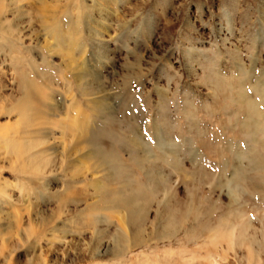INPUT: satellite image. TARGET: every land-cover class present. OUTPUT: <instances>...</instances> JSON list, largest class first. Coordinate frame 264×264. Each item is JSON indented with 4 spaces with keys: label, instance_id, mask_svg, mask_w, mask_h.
<instances>
[{
    "label": "rangeland",
    "instance_id": "374dc122",
    "mask_svg": "<svg viewBox=\"0 0 264 264\" xmlns=\"http://www.w3.org/2000/svg\"><path fill=\"white\" fill-rule=\"evenodd\" d=\"M0 264H264V0H0Z\"/></svg>",
    "mask_w": 264,
    "mask_h": 264
},
{
    "label": "bare ground",
    "instance_id": "6f19581e",
    "mask_svg": "<svg viewBox=\"0 0 264 264\" xmlns=\"http://www.w3.org/2000/svg\"><path fill=\"white\" fill-rule=\"evenodd\" d=\"M253 109V108H252ZM254 113H256V112H254ZM253 115V114H252ZM254 115H256V114H254ZM259 115V114H258ZM257 127V126H256Z\"/></svg>",
    "mask_w": 264,
    "mask_h": 264
}]
</instances>
